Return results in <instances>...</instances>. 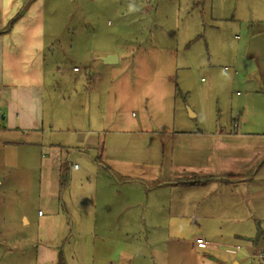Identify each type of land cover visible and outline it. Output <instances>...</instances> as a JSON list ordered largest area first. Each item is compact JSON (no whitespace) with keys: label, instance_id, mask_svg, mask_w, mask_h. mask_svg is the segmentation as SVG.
I'll use <instances>...</instances> for the list:
<instances>
[{"label":"crops","instance_id":"0c3cea01","mask_svg":"<svg viewBox=\"0 0 264 264\" xmlns=\"http://www.w3.org/2000/svg\"><path fill=\"white\" fill-rule=\"evenodd\" d=\"M49 5L55 10L56 0H0V32L22 14L8 33L0 34L3 169L27 171L35 160L42 169L48 166L43 149L56 148L49 139L60 123L80 118L75 107L96 108L92 100L97 102L102 95L98 87L99 92L88 98L57 97V79L65 76L59 74V63L48 65L46 61ZM96 54L110 85L100 101L104 110L94 112L93 118L119 136L159 133L178 137L183 130L176 129V95L186 87L183 76L180 79V69L185 67L179 65V57L169 49L146 50L141 46L121 57L111 50ZM108 54L118 56L117 65L99 59ZM251 61L255 65V60ZM97 79L96 83H104L102 75ZM212 134L217 140L210 145L211 150L209 145L202 150L199 147L190 154L195 160L180 168L199 173L219 165L217 178L210 176L199 184L185 181L186 177L168 176L162 182L152 178L135 186L136 182L127 179L128 175L120 176L115 167L110 168L114 175L104 178L102 186L71 195L70 184L61 189L60 159L51 186L44 185L39 196L46 211L39 215V209L31 208L29 214L20 213V226H0V234L6 229L19 233L0 237V254L5 250L4 254L15 257V264H264L258 258L264 254V241H252L258 231L264 233V134L257 138L256 134L217 132L216 128ZM213 146L218 164L211 158ZM135 162L123 159L139 172ZM104 167L109 168L106 163ZM73 169L79 170L76 166ZM31 182L29 175H14L0 181V187L5 184L10 192H19ZM184 188L190 197L176 200L173 195ZM22 198L27 199V194ZM30 232H36L34 238ZM201 239L208 245L200 247L196 241ZM238 246L240 252H229Z\"/></svg>","mask_w":264,"mask_h":264},{"label":"rangeland","instance_id":"374dc122","mask_svg":"<svg viewBox=\"0 0 264 264\" xmlns=\"http://www.w3.org/2000/svg\"><path fill=\"white\" fill-rule=\"evenodd\" d=\"M56 3L55 10L53 5L46 9L50 25L46 61L48 65L59 63V74L65 76L57 79V97L88 98L95 96V91L102 95L99 101L92 100L96 108L80 105L75 107L80 118L66 125L59 122L60 128L49 139L57 144L56 148L43 149L48 166L42 169L35 160L27 171L0 167V181L14 175H29L32 180L29 188L19 192H10L8 185L1 184L3 229L7 223L20 226L23 218L20 213L29 214L31 208L46 211L38 201L39 196L44 185L51 186L60 159L64 169L71 170L68 187L71 195L102 186L104 178L114 175L110 168L115 167L120 176L128 175L127 179L136 182L135 186L152 178L162 182L168 176L199 181L210 176L217 178L221 174L219 165L207 166V171L199 173H189L187 169L182 172L180 168L195 160L190 154L199 147L202 150L209 145L207 148L211 150L210 145L217 140L212 134L215 128L217 132L256 134L257 138L264 134V0H56ZM138 46L146 50L169 49L179 57V65L185 67L179 73L186 87L176 95L175 102L176 129L183 130L178 137L159 133L151 137L119 136L93 118L94 112L104 110V102L101 107L100 101L106 97L110 85V77L104 67L100 68L96 53L111 50L121 57ZM251 59L257 69L249 73L246 61ZM98 74L103 76L104 83H96ZM86 103L89 105V101ZM56 107L60 113L61 108ZM199 130L202 133L197 134ZM216 155L215 149L211 154L215 163ZM123 159H135L140 171L123 163ZM105 163L109 168H103ZM75 166L79 170H74ZM186 192L185 188L177 190L173 197L178 201L187 199L190 196ZM26 194L27 199H23ZM15 234L19 233L12 234V230L6 229L0 237ZM34 234L28 233L32 238ZM4 251L0 264H15V257ZM71 252L75 256L76 246Z\"/></svg>","mask_w":264,"mask_h":264},{"label":"trees","instance_id":"16d2710c","mask_svg":"<svg viewBox=\"0 0 264 264\" xmlns=\"http://www.w3.org/2000/svg\"><path fill=\"white\" fill-rule=\"evenodd\" d=\"M22 17V14L20 16H18L17 18H15L14 20H12L9 25L7 26V28L5 30H3V32H0V34H3V33H8L9 30L12 28V26L14 25V23L20 18ZM61 169L62 170V174H61V189H64L66 188L68 185H69V182H70V169L69 167L65 168L62 167ZM208 179H204V180H191V184H199L200 182H203V181H207ZM258 240H262L264 241V233L261 232V231H258V234L256 235V237L252 240L253 242H258Z\"/></svg>","mask_w":264,"mask_h":264},{"label":"water","instance_id":"95a60500","mask_svg":"<svg viewBox=\"0 0 264 264\" xmlns=\"http://www.w3.org/2000/svg\"><path fill=\"white\" fill-rule=\"evenodd\" d=\"M99 59L108 65H117L119 62L118 56L114 54H108ZM246 69L249 73H252L256 70L254 63L251 60L246 61Z\"/></svg>","mask_w":264,"mask_h":264},{"label":"built area","instance_id":"2783aa9c","mask_svg":"<svg viewBox=\"0 0 264 264\" xmlns=\"http://www.w3.org/2000/svg\"><path fill=\"white\" fill-rule=\"evenodd\" d=\"M42 213L40 212L39 213V215H41ZM196 243L201 247V246H207L208 245V243L207 242H205V241H203L202 239L201 240H197L196 241ZM242 250V248L241 247H236L235 249H233L232 251H229V252H240ZM258 258H260L261 260H263L264 261V254L263 255H259L258 256Z\"/></svg>","mask_w":264,"mask_h":264}]
</instances>
